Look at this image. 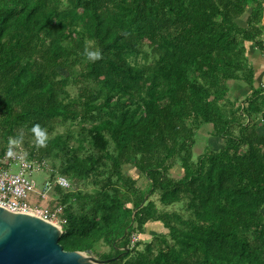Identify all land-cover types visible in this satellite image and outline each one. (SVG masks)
<instances>
[{
    "label": "trees",
    "instance_id": "obj_1",
    "mask_svg": "<svg viewBox=\"0 0 264 264\" xmlns=\"http://www.w3.org/2000/svg\"><path fill=\"white\" fill-rule=\"evenodd\" d=\"M250 48L264 53V0H0V160L22 144L68 178L48 202L64 250L264 264V83ZM148 221L167 231L133 242Z\"/></svg>",
    "mask_w": 264,
    "mask_h": 264
},
{
    "label": "water",
    "instance_id": "obj_2",
    "mask_svg": "<svg viewBox=\"0 0 264 264\" xmlns=\"http://www.w3.org/2000/svg\"><path fill=\"white\" fill-rule=\"evenodd\" d=\"M62 229L38 215L0 206V264H103L91 249L64 250Z\"/></svg>",
    "mask_w": 264,
    "mask_h": 264
},
{
    "label": "built area",
    "instance_id": "obj_3",
    "mask_svg": "<svg viewBox=\"0 0 264 264\" xmlns=\"http://www.w3.org/2000/svg\"><path fill=\"white\" fill-rule=\"evenodd\" d=\"M13 164L18 167L17 171H11L10 166ZM38 170L49 172L50 168L45 161L29 158L22 148L8 154L0 164V206L15 212L38 215L61 227L64 220L59 217L60 206L53 209L49 206L39 207L38 204H31L29 197L35 194L40 199H49L54 185L70 189L71 183L63 175L56 174L54 178H50L49 174L38 189L31 178L32 172Z\"/></svg>",
    "mask_w": 264,
    "mask_h": 264
},
{
    "label": "rangeland",
    "instance_id": "obj_4",
    "mask_svg": "<svg viewBox=\"0 0 264 264\" xmlns=\"http://www.w3.org/2000/svg\"><path fill=\"white\" fill-rule=\"evenodd\" d=\"M138 60L143 61L140 57L138 58ZM240 91H242V89H239ZM211 127L209 125H204L200 131H199V138L197 140V143L194 146V154H198L200 152H202L204 146L206 145V138L209 136V131H210ZM18 146H20V148L23 149V145L18 144ZM20 148L17 147V149L15 150H19ZM23 151L25 152V150L23 149ZM11 152H7L6 156L4 158H2L0 160V164L2 162V160L6 159L7 155L10 154ZM47 165L49 168H52V165L50 162H47ZM126 170L132 174L134 177L138 176V172L135 168H133L130 165L125 166ZM11 171H17L18 167L16 165H11L10 166ZM182 174V170L179 167H176L175 169L172 170V175L174 177H180V175ZM49 177V172L46 170H38V171H33L31 174V178H33V180L36 183V187L39 189L42 187L43 183L45 182V180ZM139 186H142L143 183L142 181H139ZM151 198L153 200L156 201V203H158L157 195H152ZM52 200V199H51ZM50 200L49 199H40L38 196H36L35 194H31L29 197V202L31 204H38L39 207H45L48 206V202ZM54 202V201H53ZM176 208V206H171L169 207V209H173ZM167 230L163 227V225L161 224V222L158 221H148L145 225H144V233H135L132 237V241H137L138 239L142 240L143 242H147L150 241L151 238L160 233V232H166ZM140 248H142V245L140 246ZM106 249V247H105Z\"/></svg>",
    "mask_w": 264,
    "mask_h": 264
},
{
    "label": "crops",
    "instance_id": "obj_5",
    "mask_svg": "<svg viewBox=\"0 0 264 264\" xmlns=\"http://www.w3.org/2000/svg\"><path fill=\"white\" fill-rule=\"evenodd\" d=\"M248 58L255 71V86L264 83V53L249 49ZM244 85V84H243Z\"/></svg>",
    "mask_w": 264,
    "mask_h": 264
},
{
    "label": "clouds",
    "instance_id": "obj_6",
    "mask_svg": "<svg viewBox=\"0 0 264 264\" xmlns=\"http://www.w3.org/2000/svg\"><path fill=\"white\" fill-rule=\"evenodd\" d=\"M88 57L92 60H97L100 58L101 53L99 51H88L87 53ZM33 131L35 132L37 136V141L39 144L43 145L46 143L47 140V134L46 132L41 128L39 124L35 125L33 127ZM15 142V141H14Z\"/></svg>",
    "mask_w": 264,
    "mask_h": 264
}]
</instances>
